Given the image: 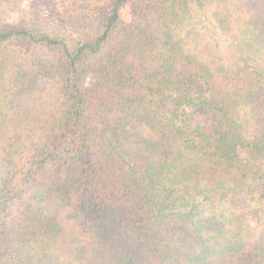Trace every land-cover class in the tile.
<instances>
[{"label": "trees", "instance_id": "obj_1", "mask_svg": "<svg viewBox=\"0 0 264 264\" xmlns=\"http://www.w3.org/2000/svg\"><path fill=\"white\" fill-rule=\"evenodd\" d=\"M24 1L0 264H264V0Z\"/></svg>", "mask_w": 264, "mask_h": 264}, {"label": "rangeland", "instance_id": "obj_2", "mask_svg": "<svg viewBox=\"0 0 264 264\" xmlns=\"http://www.w3.org/2000/svg\"><path fill=\"white\" fill-rule=\"evenodd\" d=\"M77 2H81L82 0H76ZM86 1V0H83ZM29 0H25L24 1V6H26L28 4ZM6 4V0H0V15H4L7 11V9L5 8Z\"/></svg>", "mask_w": 264, "mask_h": 264}]
</instances>
